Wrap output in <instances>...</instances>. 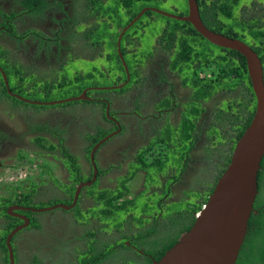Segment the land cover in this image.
I'll return each mask as SVG.
<instances>
[{"label":"rangeland","instance_id":"1","mask_svg":"<svg viewBox=\"0 0 264 264\" xmlns=\"http://www.w3.org/2000/svg\"><path fill=\"white\" fill-rule=\"evenodd\" d=\"M66 1L67 0H57V3L60 6H65L66 9H68V5ZM98 1L102 2L103 4H108L110 8L113 7L114 5V0H98ZM258 2L264 6V0H258ZM77 3H78L77 8L81 9L82 8L81 4L84 3V0H79V1L76 0V2H74L73 0L71 6H75ZM244 3H246V1H244ZM49 6L50 8L47 12L44 13L45 15L43 14L42 16L38 17L39 18L38 24L42 25L47 20V18L49 19V15H51V13L53 12L52 10H56V4L53 2V0L49 2ZM119 8L123 9V13L125 14L124 12L125 9L121 4L119 5L118 9ZM143 8L155 9L172 15L183 14L182 16H184L187 11L186 0H153L146 3ZM137 10L138 7H135L134 11ZM3 12H5L4 9ZM23 16L24 15H20L19 17H17L19 23H21V21L23 20L24 18ZM121 16L123 19H120V21L123 24L127 19L125 15H121ZM148 17H150L149 20ZM106 19L109 18L106 17ZM140 19L142 21L143 20L147 21V27L145 26L144 35L140 39L141 48L146 50L149 49L153 38L159 34V31L163 28L164 24L170 22L166 21L164 18L156 14H150L149 16H141ZM80 22H82L81 26L77 25L75 29H73L76 30L75 36H78V39L69 38V40H67V41H73L70 47L72 54L69 56V58H63V56H59V54H57V56H59L57 59L59 60L55 64L53 63L50 64L51 66L54 67L48 68L46 65H43L45 68H48V70L37 69L33 67L34 66L33 63L32 64L30 63L29 65H33V66H27L28 69L27 71L31 73L32 76H28L29 81L23 83V88L17 87L15 85V79L12 77L10 73H7L4 70V65H3L4 63L3 57L7 54L10 62H12L11 61L12 59H10L11 53L17 55L18 48L11 44L7 46L6 50L0 48V70L5 76L8 88L14 91L12 93H14L23 100L30 102H38V103L60 102L67 99H73L78 97L82 91H86V94H89L90 96L92 94H101L98 96L103 98H109L113 96V93L110 91H106L107 90L106 88L103 89L104 91H93L92 89V88H101L111 85L114 86L120 83L117 84L112 82V77L114 75V72L110 73L109 78L107 80L104 77L98 76L97 72L94 73L93 68L98 69L103 64V61L97 59L98 53L95 56L93 52L89 53L79 48L82 44V41L79 39V37H82L80 34L85 32L86 30H90L92 27L89 11L82 12ZM0 24L2 27V31L5 30L4 34L6 36L8 35L6 26L10 25L11 34L19 37V39H16V42H19L20 44L22 43L25 44L26 42L28 51L29 52L32 51V54L29 58L33 62L39 61L38 59L40 56L44 54L43 52L44 50L40 48L41 43H38L37 40L42 37L48 38L47 36L49 35L48 33L44 32V30L41 32L40 30L37 29L43 27L38 26L37 24L30 25V28L35 30V32L40 35V37L37 38L35 41L32 38L31 34L29 35L28 33L27 34L25 33V31H27L29 28L25 30L22 27H18L13 24V20L6 23V25L5 23L3 24L2 21H0ZM97 24H99V19L97 20ZM12 28L14 32L12 31ZM112 33L114 34L116 33V31L113 30ZM9 40H11L12 43L14 41V38L9 37ZM110 55H112V49H110ZM71 57H75V58L73 59ZM87 61H90V63H88ZM14 62L16 63L15 59ZM194 64L195 62L188 64V68H190L188 71H191V67H193ZM20 69L21 68H16V70L19 71ZM207 70L208 69L204 70V68L202 67L200 69L199 74L204 76H209L210 71ZM115 74L119 76V80L123 78V71L120 70L119 68H116ZM177 79H180L179 75L176 78V80H173L172 82L171 80H169L173 93L174 91H176L178 95L177 96L174 93L176 97L175 98L176 103L180 98L179 96H182L183 98L184 96L187 95L186 90L184 88H181L177 83ZM1 80L2 79L0 75V81ZM130 93L131 91H128L126 94H130ZM89 95L86 96L89 97ZM218 101L223 102L221 95H218ZM0 106H1L0 134L4 137H7V139L11 138L12 140H14L16 136L21 137V135L23 134L22 132L24 130L26 131V129H32L35 125L41 122V120L44 118L45 115L54 114V113L59 114L60 117L63 119V122L59 121L56 124H53V126L60 125L61 129L65 130L68 129V127L72 126L73 124V123H69V121L74 122L75 123L74 126L78 124V127L73 135L74 142L80 141L81 138L88 139V137L91 135L100 136L101 134H106V133H107L106 135H108L113 130V128L106 123L105 119H107L109 115L105 117V113H104L103 116V111L102 108L100 107V104L93 102L89 103V101L86 102L70 101L67 103H56L50 106H38L34 104H27L21 101H17V102L13 101L11 98H8L6 95L3 94L0 87ZM121 108L122 106H120V104L115 105L114 106L115 113L118 111L125 110V108L123 110H120ZM15 122H17L19 125L15 126L14 125ZM175 124L178 125L177 121H175ZM12 128L14 129V132L10 131ZM129 130L128 131L126 130L125 132L122 131L121 133L113 132L114 135L116 133L117 135L112 139H108V141L102 143L99 150V156H101V153L104 154L107 150L111 149V147H113L115 143L118 146L121 145L125 141L126 133L129 132ZM209 135H210V139H209L208 147H210V150H212L213 153L210 157H208L209 158L208 162H205L204 164L205 169L201 170L202 173L201 172L197 173L194 176V178L190 180L189 184L188 183L185 184L187 180L185 181V183L183 181H180L182 183V185H180V188H183L180 194L173 195L167 200H165L164 198L162 199V201L164 200L162 204L166 210V213L164 214V216L160 218L161 223H163L164 220V222L167 221L166 224H168L169 220L172 218L171 214L176 213L178 211L184 212L182 213L183 216L184 214L188 215V213L190 212L189 209L195 205V202L200 201L202 197L203 199L207 197L209 191L212 189L216 179L218 178L217 172L219 167H217L215 163H216V159L218 160L219 157L217 158L216 153H218V151H221V149L216 144V140L211 142L212 135L211 134ZM18 140L21 139L18 138ZM52 142L53 141L49 143L45 141H40V145H42L44 148H47L48 144ZM157 145L159 147V152H160V146L159 144ZM161 145H162L161 149L165 147V145L163 144ZM155 152H157L156 149ZM40 153L42 154L30 155L25 152H21L14 159L9 160L3 158L2 160H0L2 162V168H0V240L3 236L6 235L5 226L6 223H8V220H5L4 218V214H6L5 208L7 204L5 202H1V200L5 198L10 199L11 201L14 200L13 199L14 193L15 194L22 193V195H20V197L22 198L20 202L21 205L19 206L27 207L34 210H44L49 207H54L56 205H68L67 203H69L71 192L69 188H66V186L64 185L71 183L70 181L71 174L69 176L68 171L66 170L65 163L60 161L63 166H60L59 164L56 163L54 159L58 160L57 159L58 155L55 154V150L48 151L47 149H45ZM142 155L143 154L140 153L138 157ZM149 156L151 157V159H154V155L152 154V151H149ZM155 156L160 163L163 162L161 154L160 155L155 154ZM50 158L54 160V162H52ZM105 158H107V160L104 159L99 163L95 160V164L97 167L99 164L100 169L108 170L103 175V177L100 178L98 183V185L100 186H98V188H103L104 186L105 188H109L113 190L117 184L116 182L119 181V178L117 177L124 176L127 173V170L125 171V169L129 168V171L131 173H134V178L137 179V181H135L132 184L130 183L131 185L128 186L129 188L128 197L133 198L134 196H136L134 198L135 201L134 213H139L143 209L144 203L147 200L153 199L154 201H156L158 198L162 197L161 193L159 195H152V194L154 192L157 193L156 192L157 186L158 184L161 185L163 183L162 182L163 177L160 178V183L158 184L155 183L157 186L151 187L149 190L145 188V184L139 185L140 179L144 177V174L146 175L148 173V172L146 173V171H143L141 169L136 170L137 167L139 166V162L141 161H139L136 164L130 162L120 163L119 162L120 160L124 159V161H126L125 155L123 156V158L118 156L105 157ZM81 160H83L82 170L81 171L79 170V166H78V170L81 172L83 176H86L88 173L87 165L85 164L88 160V156L86 153L81 156ZM117 167H120L121 169L118 170ZM112 168H116L117 170L112 171ZM172 172L175 174V176L178 179L179 174L177 168L176 171H172ZM150 174H154V176H156L155 172L152 171V168ZM161 176L162 175L159 174V177ZM144 182L148 184L154 183V181H148V180H144ZM95 186L96 185L92 186L91 188L85 187L83 188V190L88 191L92 189V191H94ZM263 187H264V180H263ZM27 193H31L30 195H28V198H26ZM195 194L200 195L201 198H196ZM256 195L257 196H255L256 198L254 200L255 204L262 201L264 193L262 194L259 193ZM90 201L91 199L89 198L82 199V201L78 205L74 206L73 208L67 211L62 210L60 208H53L50 211L31 213L29 215L30 217L29 228L27 230H20L12 237L10 241L11 249L13 252L14 264H40V262L43 261H46L44 262V264H68V263L77 264L80 262V259L84 254V252L82 251L86 249L85 241L87 243V252L89 251V249L91 251H95L96 253L98 251L114 249L115 247H117L118 250H122L117 252L115 255L108 256L106 258L108 260H104L106 262H109L110 264H142V259L139 260L140 256L138 255V253L136 254L132 250L125 249L121 245V243L125 245V243H123L124 242L123 237L130 236L134 239V241L132 242L134 246H136L137 248L142 247L141 244L138 242V240L135 239L136 236L138 235L137 226L133 222H130V227H132L131 228L132 231H130L129 226H124L118 229L115 233H113L112 230L113 227L111 226L112 223L111 224L108 223L109 225L108 228H106V230H103L102 233L101 229L97 227L99 226V224L95 220V216L90 215L89 210L87 211V209H92L93 207ZM171 201L173 203H170ZM167 203H169L168 206H166ZM118 218H122V214H119ZM173 230L174 229L172 228L168 230V232L171 233L170 236L172 235ZM95 231L97 233L94 237L95 239H99L100 243H95L93 245L94 243L92 241L93 239L88 238V236L82 238V236L83 235L85 236L86 233L87 235H89L90 232H95ZM28 234L31 235V239H32L30 243L31 246L34 245L35 242L43 243L45 245L44 247L45 252L43 253V256L44 254L50 255L48 259H46L45 257L40 258L38 256L39 253H35L32 255L29 253V255L27 256L26 254L27 248H25V246L21 244L19 241L24 239V237L27 236ZM105 234L106 237L110 236L109 241H107L106 243H104L102 240L104 239ZM163 237L166 236L164 235ZM34 239L36 240L33 242ZM157 239L160 238L157 237L156 240ZM96 246L99 248L98 250L96 249ZM38 248L40 249L41 247ZM72 248L74 249L73 251ZM69 256L71 257L69 258ZM68 258H69V262H68ZM6 259H7V254L3 249L2 245L0 244V263L6 264L5 263Z\"/></svg>","mask_w":264,"mask_h":264},{"label":"flooded vegetation","instance_id":"2","mask_svg":"<svg viewBox=\"0 0 264 264\" xmlns=\"http://www.w3.org/2000/svg\"><path fill=\"white\" fill-rule=\"evenodd\" d=\"M25 1L26 0H0V21H2L3 24L5 23L6 25V23L13 20L14 25L18 27H22L25 30L29 28L27 31H25V33L26 34L28 33L29 35L31 34L32 38L35 41L37 38L40 37V35L36 33L35 30L30 28V25L32 24H37L38 26L43 27L37 29L40 30L41 32L44 30V32L48 33L49 35L47 36L48 38L42 37L37 40L38 43H41L40 48L44 50L43 51L44 54L39 57L38 59L39 61L33 62L29 58L32 54V51L31 52L28 51L26 42L25 44L24 43L20 44L19 42H16V39H19V37L11 34L10 25L6 26V30L8 33V35L6 36L4 34L5 30L2 31V27L0 24V48L6 50L7 46L10 44L18 48L17 55L11 53L10 59H12L11 60L12 63H15L14 62L15 59L18 65L20 67H23L25 70H28L27 66H33V65H29L30 63L31 64L33 63L34 64L33 67L37 69L48 70V68L54 67L51 66L50 64L52 63L55 64L59 60L57 59L59 56H63V58H69V56L72 54L70 47L73 41H67V40H69V38L78 39L77 36H75L76 30L73 29H75L77 25L81 26L82 22L80 21H81L82 12L89 11L92 27L90 30H88V32L91 36L90 37L91 40L88 38L87 35H83V33H81L80 35L82 36V38L80 40L82 41V44L79 48L89 53L93 52L94 55L97 54V50H100L97 59L102 60L103 64L101 63L102 65L98 69L93 68L94 73L97 72L98 76L108 79L111 72L115 73L118 65L116 63H109L108 55H107L108 46L105 44V40L107 41V43H113L114 52L116 53L117 37L121 32V30L129 23V21L123 26L118 27L116 24L114 25V22L112 20L106 19V17L101 18L99 19V23L101 21L105 23L104 25L105 29L101 31V27L97 29L98 17L97 14L94 12V9L97 6V4L90 3V1L88 0H84V3L81 4L82 8L78 9L77 8L78 3L75 6H71L73 0H67L66 3L68 5V9H66L65 6H60L57 3V0H53V2L56 4V10H52L53 12L51 13V15H49V19L46 17L47 20L42 25H40L38 24L39 23L38 17L32 18L31 16L27 15V13L30 11V8L34 6L37 2L43 1L45 2V4L42 7L43 11L42 14L40 15L42 16L45 12L49 10L50 8L49 2H51V0H28L27 2ZM244 1H246V3H244ZM3 9L5 10V12H3ZM118 12L120 15V18H118V20L123 19L121 15L126 16V14L123 13V9L119 8ZM20 15H24L23 16L24 18L21 21V23H19L17 20V17H19ZM234 16L238 21V24L234 31L236 36L239 38V39L237 38L235 39L243 42L250 49L252 46L255 49H258L257 47H259V49L260 48L262 49L264 42L260 41L262 43L261 46H259L257 42H253L252 39L250 38L251 34L249 33V30L250 29L255 30L257 28L258 30L264 31V6L260 4L258 0H238L234 9ZM136 23L137 20L122 34L118 44L119 53L121 57L123 56L120 52L121 50L124 51L125 53L124 56L135 54L137 57H139L138 59L140 60H137V62L134 64L133 67V75L134 74L135 75L134 76L132 75L130 77L128 73V69L126 67L127 77L125 71L123 70L124 79H122L121 82H119L120 84L114 86L112 85L105 86L106 88H109L106 91H110L113 93L112 97L103 98L98 96L101 94H92L91 96L88 94L89 95L88 98L90 99L89 103H92L94 101L93 103L100 104V107L102 108L103 111V116L105 113V108L108 107L107 115L109 116L108 119H105V121L113 128V130L110 133L113 132L121 133L122 131L125 132L126 130L128 131L130 129L129 132L126 133L125 141L121 145L118 146L115 143L114 146L111 147V149L107 150L104 154L101 153V156H99V150L102 145L101 144L96 149L93 155L94 163L95 160L98 163L103 161L104 159L107 160V158L105 157L118 156L123 158L124 155L126 156V161H124L123 159L119 161L120 163L130 162L136 164L139 161L143 163H147L148 165H151L153 163L154 168H152V171L155 172L156 174L155 176L156 182L154 181L153 184L145 183L144 182L145 174H144V177L140 179V183H139V185L145 184V188L147 190H149L151 187L157 186L155 183L157 184L160 183V178L163 177L162 180L163 183L161 185L158 184L157 186V190H156L157 193L154 192L152 194V195H159L161 193L162 197L158 198L156 201L151 199L145 202L147 203V206L149 208L145 211H142L141 213L142 227H137L138 229L137 231L139 233V231H141V228L152 229V227L155 228L158 227L161 224L160 218L164 216V214L166 213V210L162 204L164 200L162 201V199L164 198L165 200H167L173 195L180 194L183 189L180 188V185H182L180 181H183L185 183V181L187 180L185 184L187 183L189 184L190 180H192L197 173L205 169L204 164L205 162H208L209 160L208 157H210L213 153L210 151V147H208L209 139H210V136L208 135L209 123L211 121L213 122L211 129L217 132L216 138L220 136L221 128L219 127V125L216 124L214 120H209L210 116L212 115V114L210 115L209 103L208 102L205 104L202 103V105L204 106V111L202 113H199L195 117L196 120H194V128L190 131L191 137H193L194 139L187 140V145L190 144L191 146L188 149L187 155L181 159V163L179 164V167H175L174 165L171 164V161L173 159L171 158L170 155L166 157L167 149L165 147L161 149L162 143L156 141V138H160V132L166 129L167 124H172L173 127H177L179 124H181L180 121L182 120V116L179 114V111L175 110V104H176L175 94L177 95V93L176 91H174L175 94L173 93L170 86L171 84L169 82V80H171L172 82L173 80H176V78L178 77V74H175V72L177 73V70L176 69L172 70L170 64L173 60L171 53L174 52H172V50L170 52L161 50L157 44L158 42L157 36L153 38L151 46L149 47L148 51H140L139 50L141 49L140 37L141 34L144 33V31L142 29H139ZM114 27H116L114 29L116 33L115 35L113 34L111 35ZM12 31L14 32L13 28ZM98 35H101L102 38L98 41V44H96V46L93 48L91 41L93 39H96ZM113 36H114V40H112ZM9 37L14 38V41L12 43L11 40H9ZM136 50H138V53L136 52ZM57 54H59V56H57ZM256 55L259 59L258 54ZM71 58L74 59L75 57H71ZM192 60L189 62V64L193 63ZM87 62L90 63V61ZM43 65H46L48 68H45ZM261 68H262V64H261ZM199 69L200 68L197 69L198 72H200ZM199 76L204 77V75H200V74ZM118 77H119L118 75L114 74L112 77V82L113 83L116 82V79ZM119 86L122 87L118 88ZM179 86L181 88H184L188 95L190 91L187 85L185 84L184 86H182L180 84ZM92 89L93 91H104V90H96L95 88ZM128 91H131V93L126 94ZM179 97L182 98V96ZM223 103L224 100L223 102H219L218 100L217 102H213V104L216 105V109L220 107L221 110L223 109V105H222ZM117 104H120V106H122L120 110H123L124 108L125 110L118 111L115 113L114 106ZM173 106H174V110H173ZM0 111H1V106H0ZM122 120L124 121V124ZM59 121L63 122V119L60 117L59 114L56 113L47 114L44 116V118L41 120L39 124L35 125L32 129H26V131L24 130L22 132L23 134L21 135V137L16 136L14 140H12L11 138L7 139V137H4L0 134V160H2L3 158L9 160L14 159L21 152H25L30 155L42 154L40 152H42L47 148H44L42 145H39L35 142V139L38 138L41 139V141H45L47 143L53 141L51 144L54 146V149L52 150H55V154L58 155L57 157L58 160L56 159L54 160L56 161L57 164L63 166L61 163L63 162V158L61 155L62 152H60L62 148L58 146V144H61L63 148H66V150L73 157H75L76 159L75 162L78 164L79 170L81 171L83 165V160H81V156L85 154V147L88 145L87 139L81 138V140L82 139L85 140L74 142L73 135L78 127V124L74 126L75 123L69 121V123H73L72 126L68 127V129L62 130L60 125L53 126V124H56ZM175 121H177L178 125L175 124ZM14 125L18 126L19 124L15 122ZM246 126L244 127V129L246 128ZM10 131L14 132V129L12 128ZM226 131L231 132V130L227 128ZM117 133L115 135H112L109 139L115 137ZM18 138H20L21 140H18ZM214 140L215 138H212L211 142H213ZM106 141H108V139ZM157 144H159L160 146V152ZM218 145H223V144L218 142ZM155 149L157 150V152H155ZM231 150L232 148L231 149L227 148V151L229 152V156ZM149 151H152V154L154 155V159H151V157L149 156ZM221 152L222 150L216 153L217 158L219 157L218 160L216 159V163H215L216 166L220 165ZM140 153H142L143 155L138 157ZM155 154L157 155L161 154L162 160L163 162H165L163 169H161L160 166L161 164L157 160ZM229 156H228V160H229ZM54 160L51 159L52 162H54ZM85 164L87 165V169H88V173L86 177H89L90 179L92 174V172L90 173V171L92 170L89 167L90 166L89 161L87 160ZM99 166H100L99 164L98 167L95 164L96 174H95V181L93 183L96 182L97 185L99 183L100 178L103 177V175L97 177V169H100ZM159 167L161 171L157 172L156 168ZM0 168H2L1 161H0ZM117 168L118 170L121 169L120 167ZM176 168L179 174L178 179L175 176V174L172 172V171H176ZM116 170H117L116 168H112V171H116ZM126 170L128 171L129 169L126 168L125 171ZM259 171H262L261 166L259 167L257 172ZM159 174H161L162 176L159 177ZM135 181H137V179L134 178L133 175V177L126 183V186L128 187ZM93 183L91 185H93ZM82 198L88 199V197L85 195H83ZM172 201L170 203H173ZM168 204L169 203H167L166 206H168ZM11 205L6 206L5 209H7ZM189 210L191 211V209ZM17 213L24 215L23 213H29V212H17ZM190 213L191 212H189L188 214ZM252 214H255L254 210ZM10 218L17 220L15 226L22 223V221L16 217H10ZM163 224H164V220H163ZM28 228H29V220H28V225L22 230H27ZM82 238H84V235L82 236ZM123 238H124L123 243H125L124 246H126L129 250H132L136 254L138 253V255L140 256L139 260L147 258L151 264L152 256L144 255L141 251V247L137 248L136 246H134L132 244V242L134 241L132 237L128 236ZM36 239H34L33 242ZM31 241L32 239L30 234H28L27 236L24 237V239L19 241L21 244L25 246V248H27L26 249L27 256L29 255V253L31 255L35 253H39L38 256L40 258L45 257L46 259H48L50 257V255L47 254H44L43 256V253L45 252L44 251L45 245L43 243L35 242V244L33 243L34 245L31 246L30 245ZM38 247L41 248L39 249ZM44 262L46 261L40 262V264H44Z\"/></svg>","mask_w":264,"mask_h":264},{"label":"trees","instance_id":"3","mask_svg":"<svg viewBox=\"0 0 264 264\" xmlns=\"http://www.w3.org/2000/svg\"><path fill=\"white\" fill-rule=\"evenodd\" d=\"M27 1L28 0H26L25 2ZM88 1H90V3L97 4L94 12L97 14L98 19L108 17L109 20L115 22L114 25L116 24L118 27H120L130 21L137 14V12L145 6L146 3L153 0H114V5L111 8L108 4H103L102 2L97 0ZM195 1L198 9L199 19L204 27H206L210 31L219 33L226 37L239 39L234 31L238 24V21L234 16V9L238 0ZM74 2H76V0H74ZM44 4L45 2L43 1L37 2L30 8V11L27 13V15L31 16L32 18L39 17L42 14V7L44 6ZM120 4L125 9V14L127 16V20L123 24L120 20H118V18H120L118 12V7ZM135 7H138L137 11H134ZM150 14L155 13L147 10L142 14V16H149ZM158 16L164 18L170 23L164 24L163 28L159 31V34L157 35V44L163 51L170 52L172 50V52H174L171 53V56L173 57V60L170 63L171 69L177 70V73L175 72V74H178L180 77V79H177V83H180L182 86L186 84L190 92L188 93V95L179 99L175 104V110H178L179 114L182 116V120L180 121L181 124L179 125V127H173L172 124H167L166 129L160 132V138H156V141L165 145V148L167 149L166 157L170 155L173 159L171 161V164L179 167L181 159L187 155L188 149L191 147L190 144L187 145V140L194 139L193 137H191L190 131L194 128V120H196L195 117L199 113H202L204 111V106L202 105V103L205 104L208 102L210 115L212 114L209 120H214L216 124L221 128V134L218 138H216L217 132L211 129L213 122H208V135L211 134L212 138H215L217 145L218 142L223 144L218 145L222 150L220 165H217V167H219L217 175L219 176L228 162L229 152L227 151V148L231 149L235 140L241 135L242 130L250 120L254 108V98L246 75L244 59L235 51L217 48L209 44L207 41L201 38V36H199L186 22L175 21L173 19L165 18L161 15ZM140 18L137 20L136 24L138 25L139 29H142L144 31L145 26L147 27V21H142ZM149 18L150 17H148V20ZM104 25L105 23L101 21L97 25V29L101 27V31H103L105 29ZM115 28L116 27H114L113 30ZM249 33L251 34L250 38L252 39V41L257 42L258 45L261 46L262 43L260 41L264 42V31L258 30L256 28L255 30L250 29ZM83 35H87L89 39L91 37L88 30L83 32ZM113 35H115V33ZM143 35L144 33L141 34V37ZM81 38L82 37H79V39ZM101 38L102 36L98 35L96 39H93L91 41L93 48L96 46V44H98V41ZM112 40H114V36ZM105 44L109 46L107 47L109 63H116L118 65L117 68L123 71L117 51L116 53L114 52L113 43H107V41L105 40ZM257 48L258 49H255L253 46L251 47V49L256 54H258L261 61L262 80L264 85V45L262 49H259V47ZM110 49H112V55H110ZM139 50L148 51L149 49L144 50L141 48ZM99 51L100 50H97L98 54ZM120 52L123 55L122 60L125 63L128 69V73L131 77L133 75L134 64L137 62V60L140 59H138L139 57H137L135 54L124 56V51L121 50ZM136 52L138 53V50H136ZM3 58L4 70L12 75V77L15 79V85L17 87L23 88V83L29 81L28 76H32V74L25 70L23 67H20L17 62H10L7 54ZM191 60L193 62H196V65L194 64V66L191 68V71H188L190 69L188 68V64ZM202 67L204 68V70L208 69L207 71H210L209 76H199V72L197 71V69H201ZM16 68L21 69L19 71L16 70ZM122 79H124V75ZM121 80H119L118 77L116 79V82L114 83L118 84L119 82H121ZM0 87L4 95L17 102L16 99L6 94L2 84V80L0 81ZM9 90L11 92H14L12 89ZM218 95H221L222 99L224 100V103L222 104V110L220 107L216 109V105L213 104V102H217ZM226 128L231 130V132L226 131ZM106 134H101L100 136L91 135L88 137V145L85 149V153L87 154V156L92 146L97 141L106 136ZM40 141L41 139H35V142L39 145ZM58 146L62 148L60 152H62L61 155L63 158V163H65L66 165V170L68 171L69 176L71 174V183L64 185L66 186V188H69L71 192V196L69 198L70 203L76 184H78L79 182L88 181L89 177L83 176L78 170V165L75 162V157H73L66 150V148H63L61 144H58ZM52 149H54V146L51 143L48 144L47 150L51 151ZM210 151L212 152V150ZM164 163L165 162L160 163L161 169L164 168ZM259 165L262 167V171H259L256 174V194L264 193V155ZM89 167L91 168V165ZM151 168H154L153 163L147 166L145 163L139 162V166L136 170L141 169L143 171H146V173L148 172L145 175L144 180L156 182V177L154 176V174H150ZM107 171V169H97V177L104 175ZM156 171L160 172V167L156 168ZM133 175L134 173H131L128 170L124 176L117 177L119 178V181L116 182L117 184L113 190L105 188L104 186L103 188H98L96 182L93 183V185L89 186L91 188L92 186L96 185L94 191H92V189L85 191L82 188L75 206L82 201L83 194L91 199L90 202L92 203L93 207L92 209H87V211L89 210L90 215L95 216V220L99 224V226L97 227L101 229L102 233L103 230H106V228H108V223H112L111 226L113 227V233L124 226H129L130 231H132L130 222H133L137 227H142L141 213L142 211L147 210L149 207L147 206V203H144L143 209L139 213H134V198L136 196H134L133 198H129V188L126 186V183L133 177ZM30 194L31 193H27L26 198H28V195ZM20 195H22V193H14V200L11 201L10 199L5 198L1 200V202H5L7 206L11 204L19 206L21 205L20 202L22 200ZM195 197L201 198V196L198 194H195ZM205 199L206 197L204 199L202 197L200 201L195 202V205L190 208L191 213L188 215L184 214L183 216L182 213L184 212L178 211L171 214L172 218L169 220L168 224H166V221L164 222V224L161 223L156 228H141V231H139L140 233H138L135 239H137L141 244L142 253L146 256H152V260L157 261L163 255V253L176 242L179 235L188 230L195 214L200 209ZM252 208L255 211V214L251 213L249 216V219L247 221V232L238 252L235 264H264V196L261 202H258L256 204L255 202H253ZM23 214L30 221L29 215L31 213ZM119 214H122V218H118ZM4 218L5 220H8V223H6L5 226V234H7L16 225L17 220L10 218L6 214H4ZM170 228L174 229L171 236V233L168 232ZM96 233V231L90 232L89 235H87L86 233L84 238L88 236V238L93 239V245L95 243H100L99 239H95L94 237ZM164 235L166 237H163ZM156 236L160 239L156 240ZM4 237L5 236L1 238L0 244L5 250ZM109 238L110 236L106 237L105 234L104 239L102 240L104 243H106L107 241H109ZM121 245L125 249H128L122 243ZM85 247L86 249L82 251L84 252V254L81 257L80 262L77 264H110L109 262H106L104 260H108L106 259L108 256L115 255L117 252L122 251L118 250V248L115 247L114 249H107L95 253V251H91L90 249L87 252V243L85 244ZM96 249L98 250L99 248L96 246ZM73 250L74 249L72 248V251ZM70 257L71 256H69V258ZM5 263H7V259L5 260ZM144 263L150 264L147 258L142 259V264Z\"/></svg>","mask_w":264,"mask_h":264},{"label":"water","instance_id":"4","mask_svg":"<svg viewBox=\"0 0 264 264\" xmlns=\"http://www.w3.org/2000/svg\"><path fill=\"white\" fill-rule=\"evenodd\" d=\"M184 16L167 14L155 9H141L121 30L116 40V51L127 77L126 66L119 53V40L122 34L147 10L165 18L188 23L193 30L209 44L222 49L232 50L243 57L246 75L254 98L252 117L235 141L227 165L216 179L213 188L204 203L194 216L190 228L182 233L176 242L167 249L157 261L151 264H235L240 247L247 231V221L253 213L252 205L256 196V174L259 163L264 155V85L261 63L257 55L243 42L208 30L199 19L195 0H186ZM2 84L8 96L27 104L50 106L56 103L70 101H90L86 91L73 99L60 102H30L12 93L6 79L0 70ZM119 86L118 88H121ZM106 87L95 88L103 90ZM109 89V88H106ZM108 107L105 108V117ZM108 119V118H107ZM110 133L97 141L89 151L88 161L92 167L91 178L79 182L74 188L68 205H56L44 210H34L27 207L11 205L6 209V215L22 221L13 227L4 238L7 254V264H14L10 241L12 237L28 225V219L17 212L38 213L50 211L53 208L70 210L76 204L80 190L90 186L95 181L96 168L93 155L96 149L109 139Z\"/></svg>","mask_w":264,"mask_h":264},{"label":"bare ground","instance_id":"5","mask_svg":"<svg viewBox=\"0 0 264 264\" xmlns=\"http://www.w3.org/2000/svg\"><path fill=\"white\" fill-rule=\"evenodd\" d=\"M259 167H260V165H259ZM89 187V186H88ZM85 188V187H84ZM81 191V190H80ZM80 194V193H79ZM79 196V195H78ZM78 199V198H77Z\"/></svg>","mask_w":264,"mask_h":264},{"label":"crops","instance_id":"6","mask_svg":"<svg viewBox=\"0 0 264 264\" xmlns=\"http://www.w3.org/2000/svg\"><path fill=\"white\" fill-rule=\"evenodd\" d=\"M1 264V263H0Z\"/></svg>","mask_w":264,"mask_h":264}]
</instances>
